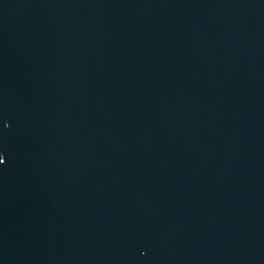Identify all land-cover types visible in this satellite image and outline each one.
<instances>
[{
	"label": "water",
	"instance_id": "water-1",
	"mask_svg": "<svg viewBox=\"0 0 264 264\" xmlns=\"http://www.w3.org/2000/svg\"><path fill=\"white\" fill-rule=\"evenodd\" d=\"M0 264H264V0H0Z\"/></svg>",
	"mask_w": 264,
	"mask_h": 264
}]
</instances>
